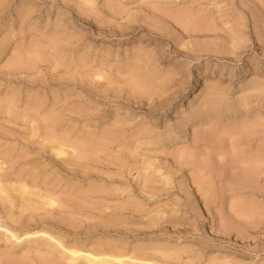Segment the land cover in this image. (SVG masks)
Here are the masks:
<instances>
[{"label": "rangeland", "instance_id": "374dc122", "mask_svg": "<svg viewBox=\"0 0 264 264\" xmlns=\"http://www.w3.org/2000/svg\"><path fill=\"white\" fill-rule=\"evenodd\" d=\"M262 58L264 0H0V264L257 260Z\"/></svg>", "mask_w": 264, "mask_h": 264}, {"label": "snow or ice", "instance_id": "6c2138e0", "mask_svg": "<svg viewBox=\"0 0 264 264\" xmlns=\"http://www.w3.org/2000/svg\"><path fill=\"white\" fill-rule=\"evenodd\" d=\"M91 7H96V5H91ZM262 74H264V58H262V65H261ZM264 91V89H262ZM0 232H4L7 234L8 237L11 238L12 241H16V236L13 235L11 231L7 228L0 227ZM36 235H45L46 238L56 246V250H58L62 255H71V256H82L84 255L83 252H77L73 246L74 241L71 238H61L57 237L53 239V236H47L46 233H37ZM21 239H28V237L21 236ZM72 248V251L69 252V249ZM19 249H17V253L19 254ZM120 264V262H117ZM250 264H264V253H261L259 258L255 261L250 262Z\"/></svg>", "mask_w": 264, "mask_h": 264}, {"label": "bare ground", "instance_id": "6f19581e", "mask_svg": "<svg viewBox=\"0 0 264 264\" xmlns=\"http://www.w3.org/2000/svg\"><path fill=\"white\" fill-rule=\"evenodd\" d=\"M240 71L242 70V68L239 69ZM244 70V69H243ZM182 154V153H181ZM51 203H54V201H51ZM182 245V244H181ZM168 255V254H167ZM169 256V255H168ZM120 260V259H117ZM254 261V260H253Z\"/></svg>", "mask_w": 264, "mask_h": 264}]
</instances>
